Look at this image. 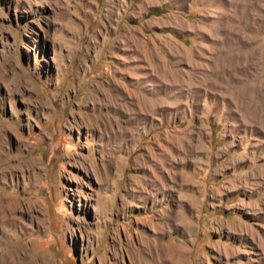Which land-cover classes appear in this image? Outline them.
Masks as SVG:
<instances>
[{"label": "rangeland", "instance_id": "1", "mask_svg": "<svg viewBox=\"0 0 264 264\" xmlns=\"http://www.w3.org/2000/svg\"><path fill=\"white\" fill-rule=\"evenodd\" d=\"M0 264H264V0H0Z\"/></svg>", "mask_w": 264, "mask_h": 264}]
</instances>
